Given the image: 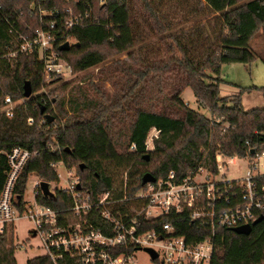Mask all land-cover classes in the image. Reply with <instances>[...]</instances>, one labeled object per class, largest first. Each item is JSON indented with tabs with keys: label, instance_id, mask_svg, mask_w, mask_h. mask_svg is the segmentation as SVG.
<instances>
[{
	"label": "trees",
	"instance_id": "1",
	"mask_svg": "<svg viewBox=\"0 0 264 264\" xmlns=\"http://www.w3.org/2000/svg\"><path fill=\"white\" fill-rule=\"evenodd\" d=\"M40 10L46 14L40 16ZM74 18L78 23L67 28L65 23ZM141 26L161 38L148 64L137 57L144 41ZM39 29L53 36V50L72 74L109 64L101 80L92 79L87 88L64 82L63 77L46 80L35 53L5 57L21 37L32 39ZM259 30L264 39V0H0V194L8 170L6 155L15 147L30 153L13 188L20 212L29 176L57 182L52 164L75 169L79 191L97 200L115 186L122 198L123 184L115 183L123 174L127 196L132 197L143 188L141 178L147 173L160 180L174 172L178 182L198 168L216 176L217 155L255 159L264 151V107L245 111L242 96L255 90L264 97V87L234 86L236 94L221 97L219 74L223 65L255 61L250 42ZM66 42L70 49L59 51ZM103 81L110 82L113 94L106 92ZM26 82L32 89L28 99L23 98ZM186 88L208 117L183 102ZM7 96L14 103L22 101L11 119L2 112ZM42 108L53 122L40 114ZM153 130L157 135L153 149L147 151ZM254 180L264 185V175ZM54 192L56 201L43 199L38 192L37 203L67 211L71 199ZM190 212L147 221L143 229L161 233V226L169 223L191 245L212 237L209 264H264V210L257 215L262 221L248 236L225 228H215L212 236L210 228L190 219ZM89 218L95 228L105 227L111 235L96 213ZM127 252L131 250L120 248L115 255ZM14 253L11 224L0 235V264H17ZM27 264L51 262L37 256Z\"/></svg>",
	"mask_w": 264,
	"mask_h": 264
},
{
	"label": "built area",
	"instance_id": "2",
	"mask_svg": "<svg viewBox=\"0 0 264 264\" xmlns=\"http://www.w3.org/2000/svg\"><path fill=\"white\" fill-rule=\"evenodd\" d=\"M45 14V11H39L40 16ZM76 23L77 18L70 19L65 26L71 28ZM8 33L12 34V28ZM54 41L49 32L39 29L34 31L32 39L21 37L17 48L10 50L5 57L35 53L42 64L46 80L72 74L70 67L54 52ZM13 110L14 102L8 96L5 97L2 108L5 117L11 119ZM32 123L31 119L27 120L28 125ZM153 132L155 138L157 132ZM152 139V136L147 137L146 148L152 145ZM6 156L8 170L0 194V235L7 225H14L20 219L29 221L32 234L39 239L38 248L43 251L41 256H47L51 264H59L63 260H71L76 264H136L135 254L144 249H152L157 254L154 261L150 258L154 264H209L213 251L212 237L191 245L177 236L169 223L161 226V233L144 230L143 223L170 213L180 214L191 210L190 219L210 228L213 236L215 228L231 230L250 225L264 210V185L254 180L255 176L264 174L248 173L242 179L216 180L219 174L211 176L198 168L176 182L174 172H170L165 179L144 185L132 197L127 196L126 184H123L122 198L114 188L112 193L101 194L97 200H93L79 191L77 176L72 179L71 170L60 163L52 164L51 167L56 172L58 183L64 179L57 171V167L62 166L66 187L52 189L65 193L71 199V207L67 211L57 212L38 204V183L33 189L32 203L23 201L20 212L15 205L18 202L13 188L30 153L15 147ZM223 159L220 155L216 156L218 170ZM248 163L254 172L264 168V151L255 159H248ZM202 175L204 177L200 180L199 176ZM124 205L125 210L122 209ZM115 206H121L122 210ZM94 213L108 225L111 235L106 234L107 228L103 227V231L91 224L89 217ZM22 246V242L14 244L15 250ZM120 248L130 249L131 252L115 255V251Z\"/></svg>",
	"mask_w": 264,
	"mask_h": 264
},
{
	"label": "rangeland",
	"instance_id": "3",
	"mask_svg": "<svg viewBox=\"0 0 264 264\" xmlns=\"http://www.w3.org/2000/svg\"><path fill=\"white\" fill-rule=\"evenodd\" d=\"M190 27L193 26V23L189 24ZM142 28V26H141ZM143 29V37L144 41L138 46V51H141L137 54L138 59L141 61L142 58H144V62L148 64L150 62V59L156 55V51L159 47V41L161 38L156 37L153 33L148 31V28H142ZM250 48L255 54V61L252 62L250 65H242V64H230V65H223L220 69L219 78L225 83L220 84V96H229L234 95L237 93V89L234 86H238L241 88H254V87H264V64L262 62V59L264 57V39L261 33V30H259L251 39L250 42ZM121 60L127 61L126 57L119 58ZM148 62V63H147ZM107 65H100L97 67L90 68L86 71L80 72V73H74L70 75H65L63 77L64 82H74V84H79L82 87L87 88V84L92 79L94 82H98L101 79H98L101 74H104L103 70L108 66ZM106 90L107 93L113 94L114 89L111 87L109 81H103L101 83ZM47 92L46 88L43 89ZM51 94V93H50ZM50 94L48 96L50 97ZM150 95V94H149ZM146 96V102L144 106H148L149 103L147 102L148 96ZM181 98L183 102L192 110L198 111L201 114L205 116H209L208 113L200 108H198V105L196 103V100L193 96L192 91L189 88H186ZM22 103L21 100L14 103V107L16 104ZM242 107L245 111L255 109V108H262L264 107V97L257 93L255 90L251 91L250 93H245L242 96ZM63 121H61V124ZM148 136H152L154 139V132L151 131ZM147 151H151L153 149V145L149 146V148H146ZM237 166H240L242 168H239L241 172L244 170H248L246 166L241 162ZM235 165H230V170L234 171V174L230 175L228 179H234L241 176V172H239L237 169L238 167ZM243 169V170H242ZM246 169V170H245ZM72 174V179H75L77 176L75 173V169H70ZM57 171L59 174L62 175V177L65 179V173L63 171L62 166L57 167ZM128 170H126L127 172ZM125 172V173H126ZM260 172H264V170L260 169ZM251 173L254 174V171H251ZM204 176H199V179L201 180ZM78 181L79 177L77 176ZM64 179H61L58 183L52 184L53 188H65L66 187V181ZM39 183V179L31 175L28 178L26 189L23 195V201L27 204H31L33 201V189L34 187ZM115 184H127L126 182V174H123V176H119L116 178ZM116 188V186H115ZM32 226L31 223L25 219H20L16 221L13 225V239L14 244L15 242H22L23 246L21 248H17L15 250L14 256L16 259L17 264H27V262L37 256H41L43 254L42 249L39 247V239L35 237L32 234ZM136 257V264H154L150 257L142 252L138 251L135 254Z\"/></svg>",
	"mask_w": 264,
	"mask_h": 264
},
{
	"label": "water",
	"instance_id": "4",
	"mask_svg": "<svg viewBox=\"0 0 264 264\" xmlns=\"http://www.w3.org/2000/svg\"><path fill=\"white\" fill-rule=\"evenodd\" d=\"M70 49L69 43H64L59 47V51L64 52V51H68ZM32 95V89L30 86L29 82H26L23 86V98L24 99H28L30 98V96ZM40 114L43 115L44 119L48 122L51 123L54 121V117L50 116L49 114H45V109L42 108L40 111ZM143 158L148 161L149 156L148 155H144ZM84 165H80V169L83 170ZM155 182V178L151 175V174H144L141 178V184L144 186L148 183H154ZM78 189H79V185H78ZM38 190L42 196L43 199H47L50 201H56L57 196L54 192V190L52 189V186L50 183L47 182H43L40 181L38 184ZM263 217L260 216L258 217L255 221H253L250 225H244V226H240L237 228H233L231 229L232 232H234L235 234L238 235H245L248 236L251 232L254 226H256L257 224H259L262 221ZM143 252L147 253L149 255V257L151 258V260H155L157 258V254L152 250V249H144Z\"/></svg>",
	"mask_w": 264,
	"mask_h": 264
},
{
	"label": "crops",
	"instance_id": "5",
	"mask_svg": "<svg viewBox=\"0 0 264 264\" xmlns=\"http://www.w3.org/2000/svg\"><path fill=\"white\" fill-rule=\"evenodd\" d=\"M230 160H231V162H230ZM230 160H228V159H223V163H222V165L220 166V168H219V170H218V176L215 178L216 180L217 179H222V180H237V179H242V178H244L248 173H251V169H250V165H249V163H248V159H246V158H232V159H230ZM240 160H241V162L244 164V166H246L247 168H248V170H246V171H244L243 169V171L241 172V170L239 169V168H242V167H240V166H237L238 164H239V162H240ZM230 165H235V166H237L238 167V171L239 172H241V176L240 177H238V178H232V179H228V177L230 176V175H232V174H234V171H232V170H230V168H229V166ZM260 169L261 170H264V168H258L257 169V171L256 172H254V175H257V174H264V172H260ZM253 174V173H252Z\"/></svg>",
	"mask_w": 264,
	"mask_h": 264
}]
</instances>
